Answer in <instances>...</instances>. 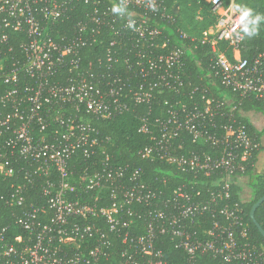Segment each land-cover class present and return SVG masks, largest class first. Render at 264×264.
Instances as JSON below:
<instances>
[{"label":"built area","instance_id":"built-area-1","mask_svg":"<svg viewBox=\"0 0 264 264\" xmlns=\"http://www.w3.org/2000/svg\"><path fill=\"white\" fill-rule=\"evenodd\" d=\"M203 1L215 23L202 36L177 27L173 39L162 24L175 23L179 6L169 9L165 0H155L156 11L147 0H127L136 31L126 27L127 16L112 13L120 0H0V182L23 174L17 184L4 190L0 185V206L21 208L0 228V264H100L109 242L91 219L102 215L119 235L132 218L143 220V232L123 235L127 264H170L157 245L163 235L190 261L210 254L223 264H264V248L251 241L232 189L254 155L260 158L263 139L252 137L234 107L226 111L229 97H210L205 87L204 106L195 101L188 109L181 100L165 99L154 120L150 116L155 89L183 85L185 53L200 46L211 54L212 79L242 96L255 95L264 107V53L252 61L242 57L244 39L239 29L232 31L239 16L235 0ZM77 5L84 9L74 16ZM108 28L113 38L104 58L85 65L83 49ZM132 104L149 107L139 127L150 141L141 156L185 181L151 186L142 169L129 170L107 157L102 171H84L74 182L72 156H90L101 146L90 117L110 119ZM188 140L196 148H188ZM105 186L112 202L98 207L101 195H89ZM36 187L39 197L27 203Z\"/></svg>","mask_w":264,"mask_h":264},{"label":"trees","instance_id":"trees-1","mask_svg":"<svg viewBox=\"0 0 264 264\" xmlns=\"http://www.w3.org/2000/svg\"><path fill=\"white\" fill-rule=\"evenodd\" d=\"M165 1L169 9H171L174 4L179 6V13L175 15V23L170 22L162 24L164 25L162 27L165 28V33L173 39L176 38L177 27L186 31L189 35L202 36L216 21V17L212 13L209 5L203 0ZM236 3H244L255 11L264 12V0H235V4ZM82 8L84 9V6L77 5L74 16L80 15ZM111 31L112 30L109 28L103 30L98 41L93 42L83 49L81 54L85 65L93 63L99 57L104 58L107 47L113 38ZM226 50L228 56L232 58L231 48H227ZM241 52L242 57L250 61L254 60L261 53H264V22L261 23L260 31L257 36L244 39ZM210 60L211 54L207 46H200L198 49L193 47L187 51L185 53V68L182 73L184 80L183 85H179L174 89H155L157 102L152 107L150 114L151 119L154 120L155 116L158 114V108L161 106L159 102L165 99H169L171 102L181 100L186 103L188 109L194 107L195 101H198L200 106H204L205 101L201 99L200 90L205 87L209 90L210 93L208 96L210 97L215 96L220 99L229 97L227 101L228 106L226 105L225 107L226 111L234 107L233 113L237 120L246 124L252 137L261 141L264 136V127L262 129H257L247 117L246 113L260 111L264 114L262 102L257 99L255 95L242 96L239 93L226 89L218 81L212 79V77L209 76L211 72L209 68ZM91 70L94 72H105L103 67L102 71H98L96 66H93ZM196 87L199 89L196 90ZM4 88L5 86L0 80V92H2ZM148 111L149 107L145 104H132L129 110L110 119H94L90 117V120L100 132L101 146L96 148L90 156H84L79 152H76L72 156L71 168L73 169V181L79 182V177L84 171L89 175L102 171L108 157V162L112 164L127 165L129 170L142 169L145 180H147L151 186L166 187L167 184L172 187L183 183L185 181L183 174H170L171 168L169 166L159 161L145 159L139 153L141 148L150 142L148 136L139 131L141 117L148 113ZM186 146H188V148H196V145L190 140L186 141ZM256 154L252 159L253 164L245 171L247 185L251 190V198L249 200L242 199L244 186L239 182V178H235L232 189L234 199L240 202L244 210L246 222L248 223L251 234V241L257 246L264 248V237L250 216L252 206L264 195V169L262 172H257L255 170V163L258 159ZM166 175H168L169 178L168 182L165 183L163 182V176ZM21 181H23V174L16 172L5 180H1V189L4 190L7 185L13 182L17 184ZM39 191L38 187L31 189L28 193L27 203L36 201L39 197ZM93 193H99L102 197L100 200L96 201L98 207H107L111 204L112 200L110 199V188L108 186L103 187L100 191L90 192L89 198L92 197ZM91 201L93 202V199ZM20 210V207H11L2 204L0 206V228L11 224L14 220L13 213H15V211L19 212ZM255 217L264 228V202L258 206ZM220 218L221 217H219V219ZM132 219V224L124 228L121 234L124 235L125 231H129L130 233L143 232V220L137 218ZM91 222L97 226H101L109 242L105 247L107 256L102 257V262L100 264H127L121 254L125 246L123 235H119L116 231H112L110 229V223L103 215L102 217H93ZM13 232L24 233L19 229ZM159 239L157 245L166 254L165 258L170 264H223L220 258H216L210 254L200 255L194 261H190L186 252L176 247L175 243L168 236L163 235L160 236Z\"/></svg>","mask_w":264,"mask_h":264},{"label":"clouds","instance_id":"clouds-1","mask_svg":"<svg viewBox=\"0 0 264 264\" xmlns=\"http://www.w3.org/2000/svg\"><path fill=\"white\" fill-rule=\"evenodd\" d=\"M212 2L216 3V0H212ZM233 6L234 10L239 13V16L232 31L236 32V30L239 29L237 35L241 40L257 36L260 31L261 23L264 22V12L255 11L244 3H236ZM147 7L151 11H156L155 0H147ZM111 11L120 17L127 16L128 21L126 27L133 31L137 30L136 21L131 18V13L128 11L127 0H120L119 3H114Z\"/></svg>","mask_w":264,"mask_h":264},{"label":"rangeland","instance_id":"rangeland-1","mask_svg":"<svg viewBox=\"0 0 264 264\" xmlns=\"http://www.w3.org/2000/svg\"><path fill=\"white\" fill-rule=\"evenodd\" d=\"M254 115L261 118V122L263 123H261L259 127L262 129L264 127V114L258 111V112H254ZM263 165H264V147H263V150L261 152V155L258 161V166H256V170H258V172H261ZM241 183L244 186V189L242 192V199L249 200L251 198V190L249 186L247 185V178H244Z\"/></svg>","mask_w":264,"mask_h":264},{"label":"water","instance_id":"water-1","mask_svg":"<svg viewBox=\"0 0 264 264\" xmlns=\"http://www.w3.org/2000/svg\"><path fill=\"white\" fill-rule=\"evenodd\" d=\"M264 202V195L258 199L252 206V209L250 211V216L254 220L256 226L258 227L259 231L264 237V228L260 225V223L256 220L255 213L259 205H261Z\"/></svg>","mask_w":264,"mask_h":264},{"label":"crops","instance_id":"crops-1","mask_svg":"<svg viewBox=\"0 0 264 264\" xmlns=\"http://www.w3.org/2000/svg\"><path fill=\"white\" fill-rule=\"evenodd\" d=\"M246 115H247V117L251 120V122L255 125V127L257 128V129H261L259 126H260V124L261 123H263V122H261V118L260 117H257L256 115H254V112H247L246 113ZM262 139H263V142H264V136L262 137ZM261 155V154H260ZM258 161H259V159L257 160V162H256V166H258ZM264 169V165H263V168H262V170ZM261 170V171H262ZM258 171V170H257Z\"/></svg>","mask_w":264,"mask_h":264}]
</instances>
